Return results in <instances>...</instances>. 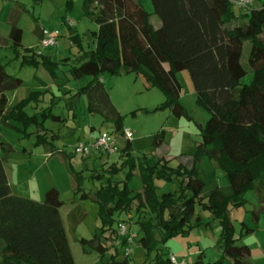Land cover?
Masks as SVG:
<instances>
[{"label":"trees","instance_id":"obj_1","mask_svg":"<svg viewBox=\"0 0 264 264\" xmlns=\"http://www.w3.org/2000/svg\"><path fill=\"white\" fill-rule=\"evenodd\" d=\"M253 1L261 4L260 8L249 6L236 13L231 0H151L153 13H149L139 0H84L86 14L95 15L98 24L93 33L95 48L71 66L69 74L75 80L92 78L76 94L86 97L89 114L99 115L103 123H112L122 134V117L111 101L103 75H140L147 89L157 88L166 97L161 108L174 110L179 106L181 93L176 74L187 71L197 105L210 115L205 126L199 127L201 143L187 165L174 168L161 159L154 166L141 167L142 188L135 194L127 182L120 188L110 181L93 196L81 195L97 204L102 224L100 235L91 240L76 237L78 226L87 217L81 206L69 213L66 230L60 215L63 202L57 189L47 190L42 202L12 193L4 163L13 148L3 141L1 127L16 130L13 120L25 125L35 121L24 108L39 93L8 107V94L18 90L23 80L8 74L0 62V264H75L68 232L84 249L90 247L103 259L110 249L103 245L102 238L107 232L118 235L117 226L125 221H118L117 216L133 210L141 233L138 241L149 256L152 247L165 245L170 238L193 228L191 221L197 202L222 224V257L208 264H225V260L229 264H247L251 248L236 245L229 206H242L249 190L256 192L264 206V0ZM18 8L9 17L8 38L0 39V48L10 47L15 52L23 48V30L18 23L25 10ZM153 15L160 22L157 28L151 23ZM37 33L43 39L38 28ZM77 38L78 35L74 40ZM245 43L249 50L244 62ZM38 64L35 55L22 61V66ZM43 65L50 71L55 67L49 58L43 59ZM248 74L252 81L243 84ZM180 115H184L183 110ZM53 119L60 120L56 116ZM164 140L165 131H161L155 135L153 146L161 147ZM125 142L129 156L131 141ZM201 156L224 171L232 190L230 197L216 187L206 202L200 198L204 183L198 176L197 164ZM95 177L100 179L102 175ZM156 180H178L180 193H164L159 198ZM76 181L75 194L81 190L80 180ZM254 217L258 220L257 214ZM200 224L198 218L196 225ZM243 227L247 235L255 232L244 224ZM155 230L163 234L159 242L153 238ZM117 257L118 252L114 251L103 264H131L129 256L123 260ZM168 257L156 253L153 264H170ZM193 264L205 263L198 258Z\"/></svg>","mask_w":264,"mask_h":264},{"label":"rangeland","instance_id":"obj_2","mask_svg":"<svg viewBox=\"0 0 264 264\" xmlns=\"http://www.w3.org/2000/svg\"><path fill=\"white\" fill-rule=\"evenodd\" d=\"M147 12L153 13L151 0H139ZM231 0L234 10L240 9ZM261 4L253 1L251 7L258 9ZM22 7L18 23L23 30V48L15 52L10 47L0 48V62L8 74L23 80V85L8 94V107L15 102L30 99L35 92L38 97L30 102L24 111L36 120L25 125L14 121L17 129L1 127L2 139L12 146L13 151L4 163L12 193L37 202L44 200L50 188L60 193L63 206L60 215L66 230L69 229L68 215L76 206L83 207L87 217L78 226L76 237L87 240L101 233V220L98 207L90 198L82 199L83 193L93 196L102 186L110 181L120 188L127 182L133 194L142 188L141 167L154 166L159 160L169 161L171 167L187 165L190 156L196 154L200 143V126H205L210 115L196 103L193 83L187 71L176 74L181 85L180 101L177 109L161 108L166 97L157 88L147 89L145 79L136 74L110 76L103 75L102 81L110 94L111 101L122 117V130L131 133V148L126 155V142L121 132L116 131L112 123H103L99 115L87 112V99L77 92L91 82V77L80 80L69 74L71 66L83 60L85 53L95 48L93 33L98 30L95 15H87L84 0H0V39H7L10 33L9 17L14 9ZM20 10V9H19ZM152 25H160L158 18L151 17ZM37 28L44 36L57 39L55 48H44ZM78 38L74 40V37ZM249 46L244 44V62ZM35 55L39 64L36 67L22 66L24 57ZM84 57V58H83ZM49 58L55 64L52 71L43 65V59ZM68 60V61H65ZM252 75L248 74L243 84H250ZM180 110L184 115H180ZM53 116L59 117L56 121ZM94 128V130H92ZM165 131V140L161 147H154L155 135ZM102 132H108L118 138L119 152L114 155L94 153L87 158L76 154L74 147L79 141L85 142ZM65 152L64 155L60 152ZM5 157V155H2ZM66 157V158H65ZM198 176L204 183L200 198L206 202L210 191L220 188L223 195L230 197L232 190L224 171L206 156H201L197 164ZM132 174L130 178L128 175ZM95 175H102L96 178ZM76 179L80 180L81 190L75 194ZM156 194L159 198L164 193H180L178 180L171 183L156 180ZM246 202L238 207L229 206V218L233 225L236 245H248L251 255L247 264H264V206L259 202L254 190L245 194ZM254 214L258 215V220ZM133 219H130V218ZM201 224L196 225L197 219ZM118 221L128 223L137 239L130 247L131 264H153L156 253L164 257L174 255L179 260L186 259L193 264L201 258L205 264L214 263L222 257L219 246L222 237V224L211 212L203 209L197 202L191 221L193 228L184 234L170 238L165 245L147 250L138 241L140 228L135 224V210L117 216ZM243 224L254 229L246 234ZM116 228V224L114 226ZM244 231V232H243ZM162 232L155 230L153 238L161 241ZM116 234L107 232L102 243L110 250L101 259L90 247L85 249L68 232V240L75 264H103L111 258V253L118 252L117 260L125 259L124 250L115 246ZM2 243L0 241V251ZM112 251V252H111ZM225 264H229L225 260Z\"/></svg>","mask_w":264,"mask_h":264},{"label":"built area","instance_id":"obj_3","mask_svg":"<svg viewBox=\"0 0 264 264\" xmlns=\"http://www.w3.org/2000/svg\"><path fill=\"white\" fill-rule=\"evenodd\" d=\"M234 3L239 9H244L251 6L253 0H236ZM41 44L44 48H55L57 46V39L53 36H44ZM121 136L125 141H131L132 135L128 130L123 131ZM119 151L118 138L108 132H102L85 142L79 141L74 147V152L85 158L94 153L110 156L117 154ZM117 234L115 246L124 250L123 253L125 256H130L129 249L135 244L137 235L130 230L127 222H120L118 224ZM168 259L170 264H187L186 259L179 260L174 255H169Z\"/></svg>","mask_w":264,"mask_h":264}]
</instances>
